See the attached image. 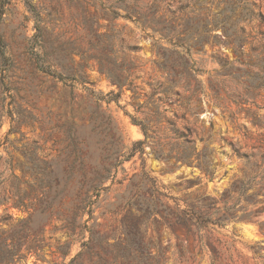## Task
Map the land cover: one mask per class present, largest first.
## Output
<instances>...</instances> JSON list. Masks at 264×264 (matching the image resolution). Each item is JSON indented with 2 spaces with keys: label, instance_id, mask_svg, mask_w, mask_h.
Here are the masks:
<instances>
[{
  "label": "rangeland",
  "instance_id": "1",
  "mask_svg": "<svg viewBox=\"0 0 264 264\" xmlns=\"http://www.w3.org/2000/svg\"><path fill=\"white\" fill-rule=\"evenodd\" d=\"M260 15L264 0H10L0 264H264ZM205 197L237 220L199 240L161 219Z\"/></svg>",
  "mask_w": 264,
  "mask_h": 264
},
{
  "label": "trees",
  "instance_id": "2",
  "mask_svg": "<svg viewBox=\"0 0 264 264\" xmlns=\"http://www.w3.org/2000/svg\"><path fill=\"white\" fill-rule=\"evenodd\" d=\"M10 0H0V14H2L5 5L9 3ZM27 2V1H26ZM31 8V7H30ZM262 23H264V16H259ZM224 33L227 38H230L231 35H228L226 29H224ZM1 43V42H0ZM2 54V52H1ZM192 68L185 70V75L187 78L191 77ZM143 134L145 138H147L146 132L143 129ZM143 143H139L141 145ZM180 160V159H177ZM182 164H192L189 161V157H183ZM207 173V172H206ZM238 182H234L231 188L226 190L223 194V197L226 201L224 204L226 205L229 201L234 200V197L231 195L232 191L236 189V185ZM239 183L238 185H240ZM240 191V188L237 189ZM245 190H243L239 196H243ZM207 200H202L200 204H191L187 205L185 209H180L178 205L173 209H169L167 207L162 208V215L161 219L163 220L164 224L168 228H173L175 226L182 228L186 234L193 233L197 235L199 240H201V232L207 229L209 224H218L219 226L225 225L230 220H237L236 215L230 213V210L233 209L232 207H224V210H219L215 208L216 201L214 199L206 198ZM239 199V198H238ZM207 201V202H206ZM78 209V207H76ZM148 217H154V223H156V215H158V211L156 209H147ZM223 212V214H221ZM212 261V258H211ZM157 262V261H155Z\"/></svg>",
  "mask_w": 264,
  "mask_h": 264
}]
</instances>
